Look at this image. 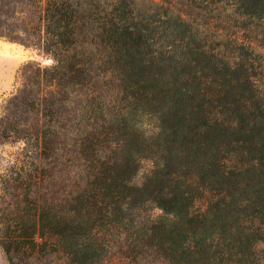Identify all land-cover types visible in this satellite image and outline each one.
<instances>
[{
    "label": "rangeland",
    "instance_id": "374dc122",
    "mask_svg": "<svg viewBox=\"0 0 264 264\" xmlns=\"http://www.w3.org/2000/svg\"><path fill=\"white\" fill-rule=\"evenodd\" d=\"M47 4L48 0H0V209L14 202L7 192L13 193L20 181L25 186L37 162L35 152L26 150L32 149L23 137L26 129L46 124L64 135L65 126L96 123L115 128L121 142L138 156L135 182L142 184L157 173L162 182L152 187L154 195L180 189L192 199L194 211L213 214L208 136L212 127L224 129L226 172L245 178L248 167L264 157L263 149L232 150L243 129L252 128L253 138L264 142V12L245 14L242 0H165L152 12L147 0H139L130 19L142 36L133 67L114 65L116 59L102 49L100 68L93 64L90 74H80L86 82L82 86L74 84L77 78L63 75L64 69L45 72L57 64L43 49ZM148 36L152 42H143ZM95 42L104 48L102 39ZM117 82L124 89L118 90ZM9 128L17 133L3 136ZM61 140L64 147L68 140ZM65 156L57 160L65 162ZM57 166V181L75 177ZM140 204L116 217L119 225H127L117 227L113 236V264H164L154 254L162 252L159 240L166 238L161 228L165 224L173 228L175 221H182L192 235L189 218L174 220L158 201ZM219 224L210 225V232L217 237V249L228 256V241ZM259 247L264 252V242ZM127 252L130 257L124 259ZM0 264H10L1 243V224Z\"/></svg>",
    "mask_w": 264,
    "mask_h": 264
},
{
    "label": "trees",
    "instance_id": "16d2710c",
    "mask_svg": "<svg viewBox=\"0 0 264 264\" xmlns=\"http://www.w3.org/2000/svg\"><path fill=\"white\" fill-rule=\"evenodd\" d=\"M163 2L147 0L148 9L156 12ZM242 2L245 14L264 12V0ZM138 3L139 0H48L47 40L43 49L57 64L45 72L64 69L63 75L77 78L74 84L86 86L80 74H90L93 64L100 68L102 49H108L109 57L116 59L114 65L133 67V55L142 39L130 20ZM176 16L184 22L181 13ZM97 38L102 39L104 48L99 47L102 43L95 42ZM150 39L148 36L143 42L151 43ZM116 87L124 89L119 82ZM22 103L29 104L25 100ZM63 129L64 135H60L61 129L46 124L25 130L23 137L32 147L26 150L35 152L37 162L26 185L20 181L12 187L13 193L7 192L14 202L0 209L1 243L10 264H113L109 257L113 236L117 227L127 225H119L116 217L134 203L153 200L170 212L174 220L179 216L189 218L192 229V235H188L182 221H175L173 228L163 225L166 238L159 240L162 252L154 254L155 259L164 264H217L225 260L234 264H264V252L259 247L264 242V157L248 167L245 178L226 172L222 127L216 125L208 133L210 177L216 198L213 214L194 211L192 199L180 189L154 195L152 187L162 182L157 173L142 184L135 182L138 156L121 142L115 128L84 123ZM16 131L9 128L2 133L11 137ZM242 131L241 141L237 139L233 145L235 153L248 148L264 150V142L253 138L252 128ZM62 136L68 140L64 147ZM61 156H65V162L57 160ZM59 164L75 177L57 181ZM226 183L232 186L227 188ZM215 223L223 227L228 256L217 249V237L210 232L209 226ZM123 255L127 259L130 252Z\"/></svg>",
    "mask_w": 264,
    "mask_h": 264
}]
</instances>
